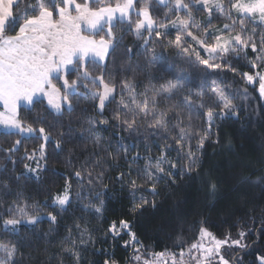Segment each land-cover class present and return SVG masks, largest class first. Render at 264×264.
Here are the masks:
<instances>
[{"label":"snow or ice","instance_id":"obj_1","mask_svg":"<svg viewBox=\"0 0 264 264\" xmlns=\"http://www.w3.org/2000/svg\"><path fill=\"white\" fill-rule=\"evenodd\" d=\"M0 106V264H264V0H0Z\"/></svg>","mask_w":264,"mask_h":264},{"label":"trees","instance_id":"obj_2","mask_svg":"<svg viewBox=\"0 0 264 264\" xmlns=\"http://www.w3.org/2000/svg\"><path fill=\"white\" fill-rule=\"evenodd\" d=\"M87 34V33H85ZM131 42V38L126 41V43ZM252 95H255V93H252ZM51 165V161L49 162ZM56 167L59 169V171L61 173L65 172V168L64 166L61 165H56ZM59 185L62 186L63 185V181L60 180L59 181ZM109 199L111 200V197H109ZM168 202L166 201L165 204H167ZM126 207H127V201L123 200V199H117L114 200L111 205L109 206L107 212L105 213V223L103 226H106L107 221H110L112 219H118L121 216H124L128 219H132L131 217L127 216V211H126ZM221 209H217L215 210V214H219V211ZM163 215V209H158L156 213H152L150 210H145L142 214H140L138 216V219L136 221L138 227L140 228L141 231H146L148 226L151 224H154L158 219L161 218V216ZM100 224L99 220H94L91 223V227H96L97 225ZM102 227V226H101ZM96 235H99V228L97 229V233ZM120 242H117V246H116V255L118 258H122L125 254H126V250L121 248L119 246ZM258 246H259V242H258ZM156 251H161L162 247L156 248ZM262 251H264V248L261 249ZM252 251V255H248L246 263H250V264H254V255H255V250H251Z\"/></svg>","mask_w":264,"mask_h":264},{"label":"crops","instance_id":"obj_3","mask_svg":"<svg viewBox=\"0 0 264 264\" xmlns=\"http://www.w3.org/2000/svg\"><path fill=\"white\" fill-rule=\"evenodd\" d=\"M85 33H87V29H86V28L84 29V33H83V34H85ZM25 107H26V106H25ZM0 111H3L2 106H0Z\"/></svg>","mask_w":264,"mask_h":264},{"label":"rangeland","instance_id":"obj_4","mask_svg":"<svg viewBox=\"0 0 264 264\" xmlns=\"http://www.w3.org/2000/svg\"><path fill=\"white\" fill-rule=\"evenodd\" d=\"M3 131H4V129L0 128V132H3ZM246 264H250V263L247 262Z\"/></svg>","mask_w":264,"mask_h":264}]
</instances>
